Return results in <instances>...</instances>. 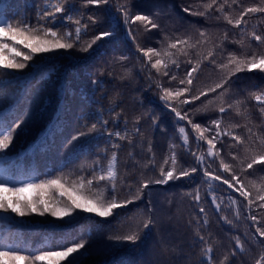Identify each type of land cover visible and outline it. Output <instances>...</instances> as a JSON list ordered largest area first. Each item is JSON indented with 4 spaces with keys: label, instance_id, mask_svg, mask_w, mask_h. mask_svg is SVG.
Here are the masks:
<instances>
[{
    "label": "snow or ice",
    "instance_id": "snow-or-ice-1",
    "mask_svg": "<svg viewBox=\"0 0 264 264\" xmlns=\"http://www.w3.org/2000/svg\"><path fill=\"white\" fill-rule=\"evenodd\" d=\"M30 6L26 0V7ZM89 6L105 12L107 30H104L100 17L95 14L85 16L80 10ZM110 6L115 8V13ZM192 7L183 8V12L205 19L215 13L217 21L239 29V39L235 36L230 39L227 29L215 38L206 29H197L195 36L189 34L173 38L166 35L164 41L159 42V48L142 47L136 34L138 29L134 30L133 25L138 24L145 32L159 29L160 25L154 21L153 16L132 14V0H82L79 8L77 0H45V6L37 11L34 23L26 12L18 11L15 14L17 18H6L0 13V76L9 78L2 81L4 84L22 79V76L16 77L14 74L31 69L36 63L34 58H40L41 54L74 50L95 55L105 44L117 40L123 31V35L135 44L139 54L137 59L143 60L140 70L147 71L151 81L149 88L154 86L158 90L159 100L174 114V139L181 141L179 145L169 144L168 154L159 165L158 174L145 178L142 172L138 182L128 181L119 167V150L123 146L120 142H127L133 147L143 146L144 133L137 126L143 117L133 119L131 130L125 120L124 129L119 130L115 122L121 113L115 112L114 107L108 110L113 113V127H109V120L103 118V110L94 114L96 119L91 124L88 123L89 117L81 113L79 129L71 135L67 144L83 148L81 138H107L109 141V146L98 151L87 169L81 165V173L86 170L91 175L61 171L55 175L45 173L41 178L39 175L0 167V221L33 216H51L58 221L68 218L71 221L82 213H89L94 217L104 218V222H107V218L118 214L117 210H125L129 205L142 201L150 186L167 185L181 178L191 179L193 174L202 172L201 184L207 185L206 196L201 195V185L185 193L198 208V212H194L188 221L193 232L191 246L195 248L199 245L195 264H217V238L211 230L216 214L217 224L223 222L237 233L227 237L232 246L220 258L219 264H233L234 257L244 255L249 256L251 264H264V186L250 181L252 188L256 190L253 196L252 190L245 184L248 170L264 168V135L249 127L251 111L247 106V99L231 102L228 99L234 95L231 85L235 82L234 78L239 79L237 74H264V32H259V22L249 30L246 19L255 14L264 15V0L250 6H243L240 0H201L194 6L196 10H192ZM236 9L241 10L234 17L232 12ZM57 24L61 27H56ZM90 32V39H83ZM228 43L236 45L237 50L227 51ZM217 56H220L219 60ZM128 60L129 57L120 56L113 58L111 62L124 63ZM206 63L214 67L219 77L211 85L197 88V78ZM182 65L184 72L180 76L177 70ZM152 70H155V75ZM104 71L103 67L98 69L99 75H104ZM131 71L126 68L125 75L120 79H125ZM108 74L112 75L111 72ZM93 83L98 84L99 80H94ZM165 83L169 86H165ZM249 96L257 102L262 117L261 124L257 127H264V89L251 92ZM202 97L205 98L203 101ZM197 101H201L200 105L193 107ZM233 109L236 115L244 116L247 122L226 123L224 114ZM210 111L220 115L207 125L195 122L197 114ZM8 115H12V112L9 111ZM29 118L27 111L14 122L7 116H0V160L6 158L13 147L14 134L17 129L23 131L21 125L26 127ZM151 120L156 125L158 118L152 116ZM242 127L246 137L237 132ZM136 137L140 138L138 142ZM225 138L229 141L230 162H226L222 155ZM193 139L196 142L195 151L190 145V140ZM147 151H152L151 142L148 143ZM182 151L192 156L194 166L185 167L181 164L179 152ZM128 155L134 158L132 151ZM216 161L219 162L218 167H213ZM136 163L139 164V161ZM149 168L154 173L157 172L154 153L148 163L143 165V169ZM223 186L227 188L223 189ZM222 189L238 193L243 199H238L233 194L225 203L224 197L217 194ZM121 190L129 195L121 198ZM206 197H210V201ZM209 203L210 207L206 208L205 205ZM257 210L258 214H254ZM153 211L151 201H148L144 209L134 212L128 218L126 228L116 230L99 243L90 238L77 240L73 237L65 238L59 243L45 240L34 245L25 241L19 233L7 236L0 234V264H86L87 257L105 255L121 247L135 245L146 230L156 227ZM241 220L251 225L243 233L239 228ZM253 247L258 249V254L251 257Z\"/></svg>",
    "mask_w": 264,
    "mask_h": 264
},
{
    "label": "trees",
    "instance_id": "trees-1",
    "mask_svg": "<svg viewBox=\"0 0 264 264\" xmlns=\"http://www.w3.org/2000/svg\"><path fill=\"white\" fill-rule=\"evenodd\" d=\"M2 2L5 3L3 14L6 18H17L15 14L18 11L26 12L33 23L37 11L45 6V0H27L30 7H26V0H2ZM81 2L82 0H77V8L80 7ZM200 2L201 0H132V14L143 13L153 16L154 21L160 25L159 29H153L150 32H145L138 24L133 25L134 30L138 29L136 32L138 42L142 47L159 48L161 47L159 42L164 41L166 35L173 38L189 34L195 36L197 29H206L213 38L220 36L227 29L230 39L233 36L239 39V29H233L224 22L217 21L215 13L205 19L183 12V8L189 6H193L192 10H196L194 6ZM240 2L243 6H250L258 3L259 0H240ZM110 7L115 13V8ZM80 10L85 16L95 14L100 17L104 30H107V16L103 10L97 11L95 6ZM240 10L236 9L232 15L237 16ZM246 19L249 30H252L253 26L259 22V32H264V15L255 14ZM56 27L61 25L57 24ZM91 35L90 32L83 39H90ZM226 48L227 51L237 50V46L230 43L226 44ZM226 54L225 52L224 55ZM138 55L135 44L124 36L122 31L117 40L105 44L95 55L74 50L41 54L40 58H34L36 63L31 69H26L21 74H14L16 77L22 76V79L18 81L14 79L11 84H4L2 81L9 78L0 76V116H7L14 122L25 111L30 114V118L26 121L27 126L22 124L23 131L17 129L14 134L13 147L1 161V167L39 175L41 178L45 173L55 175L61 171L76 175H91L86 170L81 173V165L87 169V165L96 158L98 151L109 146L107 138H81L83 148L70 146L67 140L79 129L82 122L79 119L81 113L89 117L88 123L91 124L96 119L94 114L103 110V118L109 120V127H113V113L108 110L114 107L115 112L121 113L120 118L115 122L119 130L124 129L125 120L131 130L133 119L137 116L143 117L137 125L144 133L143 146L133 147L127 142H120L123 145L119 150L121 174L126 176L128 181L137 182L142 172L145 178L158 174V167L168 154L169 144L179 145L181 141L174 139L176 134L174 114L159 100L158 90L154 86L149 88L151 81L148 79L147 71L140 70L143 60L142 58L138 60ZM120 56H127L129 60L124 63L111 62L113 58ZM81 57H87V59H81ZM217 59L219 60L220 56H217ZM102 67L105 69L104 75H99L98 69ZM126 68L132 70L131 74L125 79H120L125 75ZM152 71L155 75V70ZM177 71L178 75L182 76L183 65ZM109 72L112 75H109ZM237 75L239 79L234 78L235 82L231 85L234 95L228 98L229 102L247 99V106L251 111L249 127L264 135V127H257L262 121L257 102L249 96L251 92L264 89V74L245 72ZM218 77L219 74L214 71V67L206 63L197 78L196 87L209 86ZM164 79L167 80V78ZM94 80H99V83H93ZM165 86L169 85L165 83ZM117 93H119L118 96ZM204 99L202 97L201 101ZM201 101H197L193 107L199 106ZM9 111L12 115H8ZM219 115L212 111L200 113L195 116V122L207 125L210 120L218 118ZM152 116L158 118L156 125L152 124ZM224 120L226 123L235 124L247 122L244 116L236 115L235 109L224 114ZM237 132L247 136L243 127ZM135 140L138 142L140 138L136 137ZM149 142L152 145L151 152L147 151ZM228 142L225 138L222 148V155L226 162H230ZM190 145L195 151L194 139L190 140ZM129 151L133 152L134 158L129 157ZM153 153L157 168L155 173L151 168L143 169V165L148 163ZM179 155L180 162L185 167L194 166L192 156L186 151L179 152ZM137 161L139 164L136 163ZM218 163L216 161L213 167H218ZM201 178L202 172H198L193 174L191 179L181 178L167 185H152L146 190L142 201L129 205L125 210H117L118 214L107 218V222H104V218L94 217L89 213H82L71 221L68 218L58 221L51 216L15 217L12 221H0V234L7 236L10 233H19L25 241L34 245L45 240L50 243H59L65 238L73 237L77 240L90 238L99 243L116 230L126 228L128 218L134 212L144 209L147 202L151 201L153 217L157 221L156 227L146 230L135 245L121 247L109 254L87 257L86 264H189V262L195 264L199 245L195 248L191 246L193 232L188 221L194 212H198V208L193 204L191 197L185 193L201 185V195L206 196L207 185L201 184ZM250 181L264 186V168L255 167L253 170H248L245 184L255 196L256 190L252 188ZM226 188L227 186H223V189ZM223 189L217 194L224 197L225 203L233 194L238 199H243L238 193ZM128 195V192L121 190V198H126ZM206 198L210 201V197ZM205 207H210V203ZM258 211L254 214H258ZM210 215H212L211 212ZM216 219L218 214L213 218L211 230L217 238L215 258L219 264L220 258L232 246L227 237L237 233L223 222L217 224ZM239 228L243 233L251 228V225L241 220ZM257 254L258 249L253 247L250 256L254 257ZM233 264H251V260L248 255L238 256L233 258Z\"/></svg>",
    "mask_w": 264,
    "mask_h": 264
}]
</instances>
